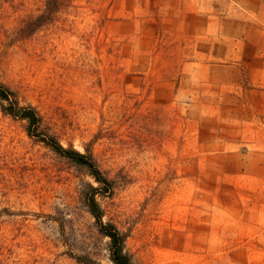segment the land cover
I'll use <instances>...</instances> for the list:
<instances>
[{"label":"rangeland","instance_id":"obj_1","mask_svg":"<svg viewBox=\"0 0 264 264\" xmlns=\"http://www.w3.org/2000/svg\"><path fill=\"white\" fill-rule=\"evenodd\" d=\"M194 6L63 0L23 36L44 0H0V83L93 155L113 183L103 220L134 264H264V114L220 100V69L191 76L189 61L224 57L211 33L199 41ZM26 125L0 108V264H113L81 196L97 183Z\"/></svg>","mask_w":264,"mask_h":264},{"label":"crops","instance_id":"obj_2","mask_svg":"<svg viewBox=\"0 0 264 264\" xmlns=\"http://www.w3.org/2000/svg\"><path fill=\"white\" fill-rule=\"evenodd\" d=\"M189 3L206 5L192 7L188 16L194 22L204 23L199 41L207 44L211 33L212 43L221 47L225 57L220 59L221 63L211 62L210 58L189 61L188 68H195L197 73L191 76L204 80L212 66L220 69V100H236L255 115L264 114V0H189ZM193 35L197 36V32L190 37ZM230 52L236 53L235 59Z\"/></svg>","mask_w":264,"mask_h":264},{"label":"trees","instance_id":"obj_3","mask_svg":"<svg viewBox=\"0 0 264 264\" xmlns=\"http://www.w3.org/2000/svg\"><path fill=\"white\" fill-rule=\"evenodd\" d=\"M62 5L63 0H44L42 11L26 20L21 27V35L29 36L49 23ZM0 108L3 113L13 118L25 120L27 122L26 131L29 136L36 137L54 152L82 166L93 178L97 186L89 184L88 188L81 193V196L87 212L94 219L98 232L108 238V257L113 264H134L132 256L125 249L126 234L120 231L113 222L103 220L104 210L97 200V196L110 194L113 183L99 168L93 155L90 152L82 153L72 147L61 145L55 136L42 129V117L36 108L31 105H21L15 92L3 83H0ZM70 255L79 263L97 264L95 260L87 255L74 253H70Z\"/></svg>","mask_w":264,"mask_h":264}]
</instances>
